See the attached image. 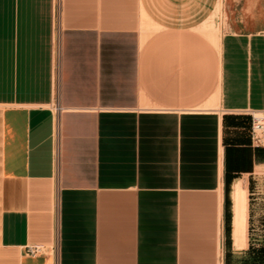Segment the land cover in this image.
<instances>
[{
    "label": "crops",
    "instance_id": "1",
    "mask_svg": "<svg viewBox=\"0 0 264 264\" xmlns=\"http://www.w3.org/2000/svg\"><path fill=\"white\" fill-rule=\"evenodd\" d=\"M250 111L264 0H0V264H264Z\"/></svg>",
    "mask_w": 264,
    "mask_h": 264
},
{
    "label": "built area",
    "instance_id": "2",
    "mask_svg": "<svg viewBox=\"0 0 264 264\" xmlns=\"http://www.w3.org/2000/svg\"><path fill=\"white\" fill-rule=\"evenodd\" d=\"M247 115L251 118L250 132L253 146L264 149V111H250ZM28 253L31 256H39L43 253V249L41 247H32L28 249Z\"/></svg>",
    "mask_w": 264,
    "mask_h": 264
}]
</instances>
